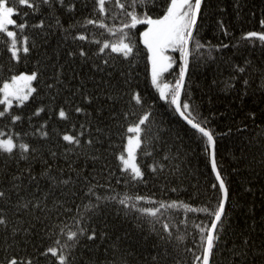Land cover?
<instances>
[{
  "label": "snow or ice",
  "instance_id": "snow-or-ice-1",
  "mask_svg": "<svg viewBox=\"0 0 264 264\" xmlns=\"http://www.w3.org/2000/svg\"><path fill=\"white\" fill-rule=\"evenodd\" d=\"M109 2L110 0H92L93 7L89 9V15L83 17L80 25L85 29L94 25L110 35V39H103L102 42L99 37L92 35L91 40L98 46L91 54L78 43L89 40L85 31L76 30V24L65 27L59 19L54 21L57 30L64 34L63 39L71 40L74 45L65 49L66 56L72 60L79 57L82 63L91 60V68L101 73L99 76H87L73 69L66 79L63 64H53L54 71L50 76H45L46 69L39 59L27 70H19L11 66V62L18 63L22 59L21 53L28 55L33 48L38 47L35 36L27 32L29 13H22L23 7L39 13L44 5L54 9L56 5L63 8L66 4L67 9L74 10L76 0L69 3L66 0H0V44L8 51L10 62V66L2 70L5 74L0 75V122H4L0 126V155L12 159L17 156L16 150L23 159H28L33 153L39 155L40 148L32 146L28 141L29 135L48 140L53 132L58 140L67 142L64 148L66 157L68 153L80 152L85 148L89 150L84 153V168L69 167L66 178L63 169L52 175L53 165L48 164L40 174L47 176L45 188L41 187L39 176L32 172L31 166L17 168L11 173L5 168L0 173V202L11 208L9 214L5 207L0 206V227L5 231V241L0 248L4 255L0 256V264H38V260L43 257H47L52 264H74V253L80 246V241H92L98 235L93 218L105 215L106 207L111 206L110 202H115L125 215L132 212L137 218H146L153 226V231H156L155 226L159 224V239L166 240V243L153 247H162L165 257L168 255V242L175 239V246H179L191 232L194 244L184 250L193 253L192 264H212L211 258L228 227L225 217L229 189L216 159V138L222 134L216 131L211 117L204 114L202 106L193 103L190 91L186 93L187 98L182 95L187 84L191 56L204 49L211 54L214 49H222L228 45H205L197 38L204 0H115V13H110ZM83 7L88 8V0H85ZM15 16H20L21 20L18 21ZM51 18L49 15V19ZM117 18L118 23L115 22ZM259 23L264 27V19ZM44 25L45 19L42 17L32 27ZM219 26L224 28L227 35L222 20ZM242 38H258L264 44V31H245ZM141 43L146 51H138ZM176 52L179 53L178 56L172 54ZM141 59L145 61L146 74L157 90L159 99L165 101L179 117L191 137L202 144L211 172L218 182L212 185L213 189L218 188L219 193V198L214 203L209 201L205 206L198 207L181 200L156 199L154 194L133 195L127 188L122 193L111 190L113 180L117 184L127 185L130 181L145 179L146 169L138 162L137 150L148 140L154 139L152 130L146 128V125L151 121L155 131L163 136L160 129L164 122L153 120L156 100L145 103L146 97L139 91V85L133 87V77L136 75L134 68L139 66ZM247 63L245 61V65ZM174 64L179 65L174 83L162 82ZM233 67L238 73L246 70L245 66ZM230 79L234 80L235 77ZM89 83L92 84L91 88ZM244 84L247 86V78ZM40 85L46 94L41 97L39 106H35L34 111L29 110L26 117L31 133L16 130L17 123H24L23 110L32 104L36 94L41 91ZM227 86L231 87V84ZM44 100L48 103H44ZM45 112L49 118L41 120L40 117ZM72 112L80 114L83 119L79 122L72 121L66 130H48L52 117H58L60 122H67ZM105 112L108 113L107 116L104 115ZM251 115L254 117L255 113ZM242 127L246 129L247 125ZM163 131L175 135L170 127H164ZM146 132L149 133L147 138ZM48 155L55 158L59 153L49 148ZM168 155L166 152L165 158ZM259 155V163L264 166V151ZM109 157L112 163H109ZM89 158L93 162L100 161V164L98 170L93 168V174L86 176L83 173L87 170ZM157 166L163 169L165 164L154 160L147 165V169L155 172ZM117 171L120 175L114 176L113 173ZM125 176L127 179H124ZM98 179L103 183H93ZM99 187L106 190L105 195L99 194ZM77 196L81 200L79 204H75ZM142 202L155 206H142ZM179 209L184 210L186 217L189 212L195 211L203 213L207 219L194 221L192 229L184 232L177 230L174 236V225L165 217V213ZM10 215L15 219V224L11 222ZM24 215L29 216L28 227L23 226ZM44 221L47 223L41 231L48 244H42V251L38 248L34 256L27 251L32 222ZM182 222L187 228V219ZM21 233L24 234L23 240H16L15 237ZM99 235L103 237L107 233ZM21 243L24 245L23 252L20 251ZM248 248L249 238L245 236L240 246L231 249L233 257L243 261ZM152 260L154 264H161L162 257L157 253L152 256ZM121 264H126V260L122 258Z\"/></svg>",
  "mask_w": 264,
  "mask_h": 264
},
{
  "label": "trees",
  "instance_id": "trees-1",
  "mask_svg": "<svg viewBox=\"0 0 264 264\" xmlns=\"http://www.w3.org/2000/svg\"><path fill=\"white\" fill-rule=\"evenodd\" d=\"M69 2L72 0H66V3ZM84 3L85 0H76L74 10L67 9L66 4L63 8L56 5L54 9L44 5L39 13H33L31 9L23 7L21 12L29 13L27 32L35 36L38 47L33 48L28 55L21 53L22 59L18 63L11 62V66L19 70H27L39 59L46 69L45 76L52 74L53 64L64 65L66 79L73 69L87 76L101 75L91 68V60L82 63L79 57L72 60L66 56L65 49L74 45L71 40L63 39L64 34L58 31L54 24L56 19H59L65 27L76 24V30L85 31L89 36V40L78 43L90 54L95 52L98 45L91 40V36L99 37L102 42L103 39H110V35L94 25H89L86 29L80 27L83 17L89 15V9L93 7L92 0H88L87 9L83 7ZM108 6L110 13L117 11L115 0H110ZM202 7L197 38L205 45H228L222 49H214L211 54L204 49L201 53H194L191 56L187 84L182 92L185 98L187 91L191 92L193 103L202 106L204 114L211 117L216 131L222 134L216 138V159L229 189L225 217L228 227L221 236L211 260L212 264H264V166L259 163L261 159L259 154L264 151V135H262L264 133V44L258 38L250 40L242 38V33L245 31H264V27L259 23L264 19V0H204ZM42 17L45 19V25L33 28L32 25ZM14 18L21 20L20 16ZM221 20L227 29V35L224 28L219 26ZM115 22L118 23L119 18ZM138 51H146L142 43ZM172 54L179 55L178 52ZM100 59L102 60L103 57ZM245 61L248 62L247 65ZM234 65L245 66L246 70L238 73ZM9 66V53L4 45L0 44V75H4L5 72L2 70H6ZM134 70L136 75L133 77V87L139 85V91L146 97L145 103L156 100V114L153 120L164 122L160 129L163 136L155 131L151 121L146 125V128L152 130L154 139L148 140L137 150L138 162L146 169L145 179L130 181L127 185L117 184L113 180L111 190L122 193L127 188L133 195L154 194L156 199L181 200L198 207L205 206L209 201L214 203L219 198V193L218 188L213 189L212 185L218 182L215 180V174L211 172L202 144L191 137V133L179 117L171 111L165 101L159 99L157 90L151 85L150 78L146 74L144 59L140 60L139 66ZM178 70L179 65L174 64L162 82L174 83ZM230 77L235 79L232 80ZM245 78L248 80L247 86L244 84ZM228 84H231V87H228ZM88 86L91 88L92 84L89 83ZM40 88L41 91L36 94L32 104L23 110L25 121L23 124L17 123L16 130L31 133L26 117L29 110L34 111V107L39 106L41 97L46 94L42 85ZM43 102L48 103L47 100ZM213 113L215 115H212ZM252 113H255L254 117ZM104 115L107 116L108 113L105 112ZM47 118H49L47 112L40 117L41 120ZM82 119L83 116L74 112L69 114L67 122H60L58 117H52L48 130L50 132L55 128L66 130L72 121L79 122ZM3 123L0 122V126ZM242 125H247V128H243ZM164 127H170L175 135L164 132ZM148 135L149 133L146 132L145 137L147 138ZM28 141L33 147L40 148V154L33 153L28 159L20 158L18 150H16L17 156L12 159L0 155V173L5 168L11 173L17 168L31 166L32 172L39 176L41 187L45 188L48 183L47 176L40 174L48 164L53 165L52 175L63 169L65 178L69 174V167L84 168L86 163L84 153L89 150L85 148L80 152L68 153L66 157L64 148L67 142L58 140L54 132L48 140L30 134ZM49 148L59 155L55 158L49 156ZM166 152L169 153L167 158H165ZM154 160L164 163L165 167L160 169L157 166L155 172L148 170L147 165ZM253 160L255 163H251ZM109 163H112L111 157ZM99 164L100 161L93 162L89 158L87 170L83 174L86 176L93 174V168L98 170ZM113 175L117 176L120 173L117 171ZM124 179L127 177L125 176ZM93 183L102 184L103 181L98 179ZM98 192L100 195L106 194L103 187H99ZM79 203L81 200L77 196L75 204ZM110 204V207H106L105 215L93 218L98 235L92 241L86 239L80 241V246L74 253V264H121L122 258L126 260V264H154L152 256L157 253L162 257L161 264H176L177 261L179 264H192L193 253L184 250L194 244L191 232L179 246H175V239L168 242V255L165 257L162 247H153L157 244L163 246L166 243V240L159 239V224L155 226L156 231H153V226L146 218H137L132 212L125 215L123 209H118L115 202ZM0 206L11 213L10 206L2 205V202ZM142 206L155 205L142 202ZM52 215L55 216V213ZM165 217L174 225V236L177 230L184 232L192 229L194 221L207 219L203 213L195 211L189 212L186 217L183 209L169 210L165 213ZM185 219H187V228L182 222ZM10 220L13 224L16 223L11 215ZM24 220L23 226L28 227L29 216L24 215ZM45 223L47 221L32 222L27 251L34 256L38 248L42 251L40 247L42 244L45 246L48 244L47 238L41 231ZM102 232L107 235L101 237L99 233ZM245 236L249 238V248L246 258L241 261L240 258L233 257L231 249L240 246ZM23 238V233L15 237L18 241H22ZM4 241L5 231L0 227V248ZM23 248L24 245L21 243V252ZM3 255L4 253L0 251V256ZM38 264H52V261L43 257L38 260Z\"/></svg>",
  "mask_w": 264,
  "mask_h": 264
}]
</instances>
